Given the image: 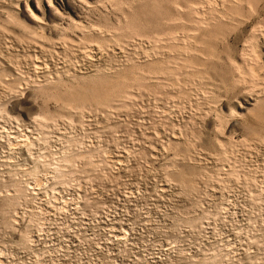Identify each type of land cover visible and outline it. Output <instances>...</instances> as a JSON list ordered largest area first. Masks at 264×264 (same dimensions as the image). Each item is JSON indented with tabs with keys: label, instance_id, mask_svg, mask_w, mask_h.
Masks as SVG:
<instances>
[{
	"label": "rangeland",
	"instance_id": "374dc122",
	"mask_svg": "<svg viewBox=\"0 0 264 264\" xmlns=\"http://www.w3.org/2000/svg\"><path fill=\"white\" fill-rule=\"evenodd\" d=\"M0 264H264V0H0Z\"/></svg>",
	"mask_w": 264,
	"mask_h": 264
}]
</instances>
